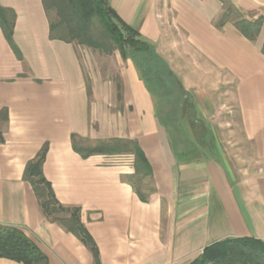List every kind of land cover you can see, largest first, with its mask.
Segmentation results:
<instances>
[{
	"label": "crops",
	"instance_id": "0c3cea01",
	"mask_svg": "<svg viewBox=\"0 0 264 264\" xmlns=\"http://www.w3.org/2000/svg\"><path fill=\"white\" fill-rule=\"evenodd\" d=\"M106 1L154 44L203 128L189 123L175 132L182 141H170L131 60L119 55L117 95L110 80L86 73L75 43L49 38L41 0H0L15 13L13 41L22 55L15 56L0 28V224L24 231L47 264H93L75 235L47 220L23 179L27 162L47 143L43 174L61 204L80 208L100 264H189L227 237L264 242V20L249 40L232 20L220 21V0ZM231 2L248 20L264 17V0ZM225 110L250 142L247 168L237 169L214 140L213 124ZM72 135L87 144L135 139L151 167L148 200L131 185V154L83 158Z\"/></svg>",
	"mask_w": 264,
	"mask_h": 264
},
{
	"label": "trees",
	"instance_id": "16d2710c",
	"mask_svg": "<svg viewBox=\"0 0 264 264\" xmlns=\"http://www.w3.org/2000/svg\"><path fill=\"white\" fill-rule=\"evenodd\" d=\"M222 7L226 0H220ZM49 21V38L67 43H79L109 54L117 51L122 60H131L139 79L154 99L156 116L166 129L170 141L175 132L183 130L188 123L200 125L191 96L183 89L179 79L168 63L156 52L154 44L136 29L126 24L106 0H41ZM227 12L221 20H232L235 27L249 40L256 38L263 16L255 20L246 19L241 11L227 0ZM233 11V14H230ZM15 13L0 5V28L18 59L21 52L13 41ZM99 28V29H98ZM264 54V43L262 46ZM183 96V97H182ZM176 103V104H175ZM165 105L163 113L161 107ZM175 104V105H174ZM175 106V112L172 107ZM182 107V113L178 109ZM171 107V108H170ZM5 110L0 111L4 115ZM176 118L173 125L172 119ZM195 125V126H196ZM180 129V130H179ZM72 147L81 157L95 154H131L134 174L130 178L137 196L147 201L137 182L151 177L149 162L135 139L109 138L87 144L72 135ZM47 153L44 143L34 158L24 168L23 179L27 181L37 198L44 216L75 235L91 252L93 264H100L97 245L80 219V208L61 204L51 183L43 174V163ZM0 258L21 264H47V256L38 245L19 228L0 224ZM189 264H264V242L255 237H227L205 246Z\"/></svg>",
	"mask_w": 264,
	"mask_h": 264
},
{
	"label": "rangeland",
	"instance_id": "374dc122",
	"mask_svg": "<svg viewBox=\"0 0 264 264\" xmlns=\"http://www.w3.org/2000/svg\"><path fill=\"white\" fill-rule=\"evenodd\" d=\"M227 0L225 4L223 5V12H227ZM230 14H233V11H230ZM99 29V28H98ZM75 44L78 46L79 51L83 57V61L85 64V71L87 74L94 73L95 76H97L99 79L102 80H110L116 88V94L118 95L120 93V84H121V78H120V71H123L124 63L121 61L119 54L117 51L111 52L109 54H106L102 52L99 49L92 48L90 46L84 45V44ZM183 97V96H182ZM114 104L116 107H119V99L116 98ZM176 104V103H175ZM174 104V105H175ZM172 107V112H175V106ZM163 106V104H162ZM170 107V108H171ZM163 113L165 112L166 106L164 105L161 107ZM183 109L180 106L178 109L179 115L182 113ZM225 114L222 115L223 120H221L220 123L214 122L213 129L216 131V134L214 136V140L216 142L220 141V145L222 147V151L226 154V157L230 158L231 163L238 169L241 166V168H247L248 163L251 162V146L248 139H246L239 119L237 116H235L233 113L229 112L228 110H225ZM188 119H186V123L184 124V128L189 127V123L187 122ZM176 118L172 119L173 125L177 126ZM196 129H199V127L203 128V125L200 123V125H196V123L191 124ZM196 125V126H194ZM180 130V129H179ZM175 140L182 141L184 139L183 134H177L175 135ZM194 137V136H193ZM192 137V138H193ZM196 137V138H195ZM195 139L193 140L199 142L201 141L200 134L195 135ZM182 140H180V139ZM212 137H210L209 141H211ZM199 139V140H198ZM192 140V139H190ZM192 140V141H193ZM209 143V142H208ZM228 148V149H226ZM138 187L141 189V192L144 195H148L151 190V181L149 178H143L137 182Z\"/></svg>",
	"mask_w": 264,
	"mask_h": 264
}]
</instances>
